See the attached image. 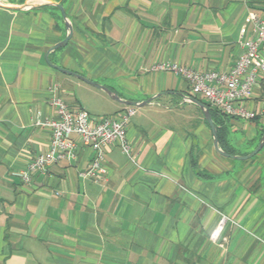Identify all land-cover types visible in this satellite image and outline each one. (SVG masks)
<instances>
[{"label": "crops", "instance_id": "1", "mask_svg": "<svg viewBox=\"0 0 264 264\" xmlns=\"http://www.w3.org/2000/svg\"><path fill=\"white\" fill-rule=\"evenodd\" d=\"M0 1L39 3L0 7V264H264V149L238 164L216 152L202 111L181 94L204 98L152 70L172 61L228 71L253 37L248 13L264 18V0H56L73 31L48 59L123 99H153L132 106L133 160L109 144L100 167L80 176L97 151L75 138V159L29 184L16 171L48 147L52 97L94 116L131 105L47 63L66 35L57 7ZM261 98L264 76L245 104ZM231 125L247 131L237 144L253 142L264 116Z\"/></svg>", "mask_w": 264, "mask_h": 264}, {"label": "built area", "instance_id": "2", "mask_svg": "<svg viewBox=\"0 0 264 264\" xmlns=\"http://www.w3.org/2000/svg\"><path fill=\"white\" fill-rule=\"evenodd\" d=\"M252 25L253 37L239 43L241 52L228 71H197L191 67L167 61L152 66L154 71H170L187 81L191 90L219 111L242 120L264 116V98L257 107L245 104L250 100L260 76H264V18L254 11L247 15ZM50 105L55 114L42 124L49 129L48 147L33 157L16 175L29 184L36 174H46L49 167L60 161L71 162L76 157L78 139L81 146L97 151L91 167L79 175L91 176L100 167L103 147L116 144L128 159L133 160L132 148L126 136L130 117L135 108L126 106L115 114L94 116L83 109H70L61 97H52ZM220 219L214 235L221 230Z\"/></svg>", "mask_w": 264, "mask_h": 264}, {"label": "water", "instance_id": "3", "mask_svg": "<svg viewBox=\"0 0 264 264\" xmlns=\"http://www.w3.org/2000/svg\"><path fill=\"white\" fill-rule=\"evenodd\" d=\"M42 3L41 4H44V5H52V6H55L58 8V10L60 11V14L62 16V19L64 21V25H65V28H66V35L63 39H61L60 41H58L57 43H55L52 47L49 48V50L47 51L46 55H45V59L47 61V63L53 67L54 69L58 70V71H61L63 73H66V74H69V75H72L102 91H104L110 98L122 103V104H125V105H131V106H142V105H145L147 104L148 102H150L153 97H150L144 101H141V102H136V101H132V100H127V99H123L121 97H119L117 95L116 92L112 91L111 89H109L108 87L102 85V84H99L97 82H94L90 79H88L87 77L81 75V74H78L76 72H73L71 70H68V69H65V68H62L54 63H52L49 59H48V53L51 51V50H54V49H57V48H60V47H63L66 45V43L68 42V40L70 39L71 35H72V31H73V28H72V24L70 23V21L68 20V17L66 16V13H65V10L62 6V4L56 0H41ZM39 3H28V2H25L21 5H18V6H14V5H10V4H7V3H4L2 1H0V7H3V8H7V9H10V10H21V9H27V8H31V7H35V6H38ZM182 97H184L185 99L193 102L194 104H196L200 110L202 111L203 113V116H204V119L206 120L209 128H210V131H211V135H212V144H213V147L214 149L216 150V152H218L219 154L225 156V157H230V158H233V159H238V160H245V159H248V158H251L252 156H254L255 154H257L263 147L264 145V130L262 132V135L256 145V147L250 152V153H246V154H230V153H227L226 151H224L220 145H219V141H218V136H217V127L216 125L214 124L213 120H212V117H211V113H210V110L209 108L207 107V105L200 101L199 99L195 98V97H192V96H189V95H184V94H181Z\"/></svg>", "mask_w": 264, "mask_h": 264}, {"label": "trees", "instance_id": "4", "mask_svg": "<svg viewBox=\"0 0 264 264\" xmlns=\"http://www.w3.org/2000/svg\"><path fill=\"white\" fill-rule=\"evenodd\" d=\"M195 98H197V97L195 96ZM197 99H199V98H197ZM199 100L202 101L201 99H199ZM204 103L209 108L212 120L217 127V136H218V141H219L220 147L224 151H226L227 153H230V154H246L247 152H239L238 151L236 144H235L237 139L233 135H231V132L237 130L231 125V120H233V119L237 120L238 118L219 111L218 109L212 107L206 101H204ZM260 117L261 116H256L255 118H253L251 120L255 121V120L259 119ZM251 120H248V121H251ZM263 130H264V126L260 129L259 134H258V138L256 139L255 143L253 144L254 146H256V144L258 143V141L262 135ZM245 142L250 143L251 141H245Z\"/></svg>", "mask_w": 264, "mask_h": 264}, {"label": "rangeland", "instance_id": "5", "mask_svg": "<svg viewBox=\"0 0 264 264\" xmlns=\"http://www.w3.org/2000/svg\"><path fill=\"white\" fill-rule=\"evenodd\" d=\"M95 82V81H94ZM99 84H101V83H99ZM199 97H201L202 99H203V97L202 96H200L199 95ZM204 100V99H203ZM205 101V100H204ZM246 130H244V129H242V128H238L236 131H233V132H231V135H233L236 139L238 138V139H242V138H246L247 137V134H246ZM258 134H259V130L257 129L255 132H254V137H255V141H256V139L258 138ZM247 139V138H246ZM242 141V140H241ZM247 141H249V140H247ZM255 141H253V142H241L240 144H237L235 141V144H236V147H237V149H238V151L239 152H247V153H250L256 146H254L253 144L255 143ZM257 143V142H256ZM257 145V144H256ZM263 149H264V146H263V148L257 153V154H255L254 156H252L251 158H248V159H245V160H237V159H234V160H232L233 162H235V163H244V162H246V161H254V160H258V158H260L261 156H259L260 155V153H262V151H263Z\"/></svg>", "mask_w": 264, "mask_h": 264}]
</instances>
